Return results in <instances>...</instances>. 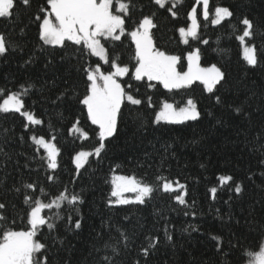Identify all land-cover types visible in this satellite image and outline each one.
Masks as SVG:
<instances>
[{"label":"trees","instance_id":"obj_1","mask_svg":"<svg viewBox=\"0 0 264 264\" xmlns=\"http://www.w3.org/2000/svg\"><path fill=\"white\" fill-rule=\"evenodd\" d=\"M137 4L121 40H103L108 63L85 54L81 46L71 42L61 47L39 40L33 20L41 7H48L47 0H30L28 7L16 0L12 17L0 18V33L11 45L0 55V89L4 90L0 103L8 93L27 89L22 97L23 111L42 121L33 125L21 113L0 112V202L6 203L7 225L15 230L29 227L25 194L47 204L67 191L69 199L80 194L83 202L73 205L60 200L59 208H46L41 213L45 218L54 213L61 217L55 220L54 231L44 225L37 233L36 238L48 246V251L41 253V259L47 256L48 264H103L101 257L112 255L111 248L104 247L105 241L119 250L114 264H249L252 258L246 253L258 251L264 242V0H209L207 20L198 0H183L174 9L177 17L168 12L170 3L165 8L150 0H137ZM217 6L228 7L233 17L213 25ZM194 7L197 37L189 38L186 44L178 29L189 26L188 13ZM153 12L158 25L152 30L154 43L182 57L177 65L180 72L186 70L187 53L199 50L200 65L216 64L226 73V82L218 91L214 89L213 95L199 82L166 89L147 78L137 81L131 74L119 77L125 90L142 104L122 105L117 131L107 138L106 150L101 157H89L78 173L74 154L92 152L98 144V127L87 119L86 108L78 99L87 88L81 68L99 65L103 72H111V60L118 57L117 63L134 72L135 45L127 33L140 16ZM245 16L255 25L254 40L245 38V42L254 43L259 50L256 66L247 64L242 42L237 39L243 33L240 20ZM189 99L197 106L198 119L153 123L165 101L180 107ZM236 107L241 112L234 111ZM77 118L79 128L88 133L87 139L69 131ZM32 136L55 137L53 142L60 149L57 169L47 168L41 160L46 153ZM114 175L135 176L149 183L162 176L185 188L156 191L144 204L109 205V200L114 201ZM222 175L233 180L222 184L218 179ZM48 176L55 179L50 181ZM28 183L36 187L25 189L23 185ZM236 183L242 186L239 194L234 191ZM13 187L20 192L9 191ZM212 187L217 188L215 198ZM182 191L185 205L174 199ZM77 219L81 220L79 229L74 228ZM122 231L128 234L127 241L120 237ZM151 237H158L159 243L144 257L140 249L147 247Z\"/></svg>","mask_w":264,"mask_h":264},{"label":"snow or ice","instance_id":"obj_2","mask_svg":"<svg viewBox=\"0 0 264 264\" xmlns=\"http://www.w3.org/2000/svg\"><path fill=\"white\" fill-rule=\"evenodd\" d=\"M20 3L25 7L30 6V0H20ZM151 4L157 5L160 8H165L167 4L168 12L173 17L178 16L175 11L178 5L183 3V0H150ZM48 7H41L35 15L33 23L37 25L38 38L44 45H58L67 47L66 42H71L72 45L81 46L85 54L94 55L103 59L106 63L109 62L107 51L101 43V38L112 39L114 41L121 40V35L126 32L127 21L131 20L135 13L138 4L137 0H47ZM203 17L207 20L209 18V0H203ZM16 8V0H0V18H11L13 11ZM196 8L194 7L188 16L191 19V26L186 30L180 27L178 32L184 43H188L187 37H197V16ZM234 13L228 7L217 6L215 8L214 18L211 19L213 25H219L221 21L226 18L233 17ZM156 13L144 14L135 21V26L127 33L135 44V60L134 72L130 73L128 66H121L117 63L118 57L111 60V67L114 71L103 72L99 65L92 67L91 65L82 66L81 70L86 76V94L79 99V103L86 108L87 119L92 125L98 127V144L92 152L81 150L74 154L73 161L75 163L76 171L79 173L83 168L84 163L88 161L89 157H101L106 150L107 138L113 137L117 131L118 116L122 114V105L125 102L131 105H141L142 100L136 98L131 91H126L118 80L126 74L134 76L135 80L141 81L147 78L148 81H158L166 89H179L191 85L194 81H200L206 91L215 95V91L219 90L218 86H222L227 79L226 73L222 71L216 64L209 67H201L199 64L200 55L199 50L190 51L187 53L188 70L184 72L177 71V64L182 60L181 56L172 55L161 50L154 43L153 29L158 27L155 22ZM244 26L243 33L237 37L241 42L245 38L254 40L255 25L248 17L240 20ZM235 31V26L233 25ZM23 31V29H21ZM119 33V34H118ZM207 43V41H203ZM10 43L6 40L5 35L0 33V55H4L9 48ZM259 50L253 43L244 47V59L250 66H256L258 60ZM32 85L29 84L28 88ZM153 87L152 84L148 85ZM0 89V92H3ZM27 94V89L23 93L10 92L0 103V112L9 113L16 112L21 115L31 124L39 125L42 121L35 117L30 111H22L25 108V102L22 98ZM64 94L61 93V96ZM217 103L221 102L219 96L216 97ZM151 106V103L149 101ZM236 112H241L240 107L234 109ZM200 116L197 111V106L192 99L187 101L186 106L175 108L173 104L164 102L159 111L156 112L153 123L160 121L180 122L184 120H196ZM80 120L73 123L72 129L80 133V135L87 139L88 133L79 128ZM24 127L27 129L28 124ZM34 143L43 148L46 153L41 156V160L46 163L48 169L55 170L58 167L57 157L60 154V149L53 142L55 137L45 139L43 136L37 138L32 136ZM6 155V154H5ZM261 163H264L262 161ZM203 167V165L201 166ZM264 175V173H262ZM54 176H48V180H54ZM218 179L222 184H227L233 180L232 176H219ZM154 183H149L145 180L137 179L135 176H121L114 175L112 177V191L111 196L116 197L115 201L109 200L108 204H129L139 203L144 204L145 198L151 197L156 191L171 192L173 190V181L157 176ZM176 186L184 189L185 185L175 182ZM25 189H34L36 186L32 183L23 185ZM9 191L20 192V188L13 187ZM210 191L214 194L217 192L216 187H212ZM235 193L242 192L240 183H236ZM126 192L135 193V200L123 199L122 194ZM185 193L175 195L174 199L179 204L185 205ZM60 200H68L70 204L82 203L80 194H72L70 199L67 191L61 192L59 196L54 198L50 203H42L39 199H33L31 195L25 194V203L29 205L27 212V230H15L13 227L7 225L6 203L0 202V264H48L47 256L41 259L42 250L48 251V246L37 239V233L41 226L46 225L49 231L56 229L55 220L61 217L59 213H54L52 218H45L41 213L43 209H51L54 206L60 207ZM187 214V213H186ZM195 215V213H193ZM72 217L68 220L71 222ZM81 227V220H75L74 228ZM71 230V229H70ZM167 240L171 241L172 236L168 234L165 229ZM120 237L127 241L129 239L126 232H120ZM219 240V237H213ZM158 237H151L147 247H141L140 252L144 257L150 254V251L155 249L158 245ZM128 245L125 244V247ZM105 248H111L112 255H104L101 257L103 264H114V256L119 254V250L112 244L105 241ZM99 251V249H97ZM249 264H264V242L261 243L258 251H248L246 253ZM139 264V262H137Z\"/></svg>","mask_w":264,"mask_h":264},{"label":"rangeland","instance_id":"obj_3","mask_svg":"<svg viewBox=\"0 0 264 264\" xmlns=\"http://www.w3.org/2000/svg\"><path fill=\"white\" fill-rule=\"evenodd\" d=\"M198 2L199 3H201V5H202V12L204 11V6H203V0H198ZM215 15V14H214ZM196 16H197V14H196ZM213 18H214V16H213ZM191 23H192V21H191V19H190V23H189V26L187 27V28H185L186 30L191 26ZM197 31H198V28H197ZM119 34V33H118ZM122 36V35H121ZM189 38H193V37H187V40L189 39ZM103 38H101V43L103 44ZM183 40V39H182ZM134 43V42H133ZM104 45V44H103ZM135 45V44H134ZM247 44H246V42L245 41H243L242 42V54H243V57H244V47L246 46ZM94 56V55H93ZM96 58H98L101 62H103V63H105V61L103 60V59H101L100 57H97V56H95ZM200 64V63H199ZM178 65V64H177ZM201 66V65H200ZM201 67H203V66H201ZM188 70V61H187V67H186V70L185 71H187ZM101 71H103L102 69H101ZM114 71V70H113ZM177 71H179L178 70V66H177ZM184 72V71H183ZM194 82H199V83H201L200 81H194ZM202 84V83H201ZM204 86V85H203ZM4 98H6V97H4ZM3 101V100H2ZM2 101H1V103H2ZM172 104V103H171ZM186 104H187V102L183 105V106H180V107H184V106H186ZM163 105V104H162ZM162 107V106H161ZM174 107L175 108H177V109H179L180 107H177V106H175L174 105ZM160 110V109H159ZM22 111H23V109H22ZM198 111V110H197ZM189 120H191V119H189ZM27 121V120H26ZM184 121H186V120H184ZM184 121H180V122H184ZM28 122V121H27ZM161 122H169V123H180V122H170V121H161ZM29 123V122H28ZM41 148V147H40ZM43 149V148H42ZM44 150V149H43ZM75 164V163H74ZM176 184H175V182L173 183V190L172 191H174V190H177L176 189ZM135 193H131V192H126V193H123L122 194V197L121 198H123V199H129L130 201H134L135 200ZM115 199H116V197H114V201H115Z\"/></svg>","mask_w":264,"mask_h":264}]
</instances>
